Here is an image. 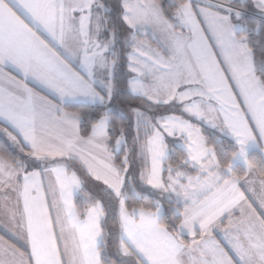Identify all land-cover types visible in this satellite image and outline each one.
Returning <instances> with one entry per match:
<instances>
[{
  "label": "snow or ice",
  "instance_id": "6c2138e0",
  "mask_svg": "<svg viewBox=\"0 0 264 264\" xmlns=\"http://www.w3.org/2000/svg\"><path fill=\"white\" fill-rule=\"evenodd\" d=\"M0 137V264H264V0H0Z\"/></svg>",
  "mask_w": 264,
  "mask_h": 264
},
{
  "label": "crops",
  "instance_id": "0c3cea01",
  "mask_svg": "<svg viewBox=\"0 0 264 264\" xmlns=\"http://www.w3.org/2000/svg\"><path fill=\"white\" fill-rule=\"evenodd\" d=\"M152 46L155 47V45H152ZM3 143H4V138L0 137V145H2ZM2 234H3V232L0 231V235H2Z\"/></svg>",
  "mask_w": 264,
  "mask_h": 264
},
{
  "label": "trees",
  "instance_id": "16d2710c",
  "mask_svg": "<svg viewBox=\"0 0 264 264\" xmlns=\"http://www.w3.org/2000/svg\"><path fill=\"white\" fill-rule=\"evenodd\" d=\"M150 43H151V41H150ZM153 45H155V44H153ZM127 71V69H125V72Z\"/></svg>",
  "mask_w": 264,
  "mask_h": 264
},
{
  "label": "rangeland",
  "instance_id": "374dc122",
  "mask_svg": "<svg viewBox=\"0 0 264 264\" xmlns=\"http://www.w3.org/2000/svg\"><path fill=\"white\" fill-rule=\"evenodd\" d=\"M206 127V126H205Z\"/></svg>",
  "mask_w": 264,
  "mask_h": 264
}]
</instances>
